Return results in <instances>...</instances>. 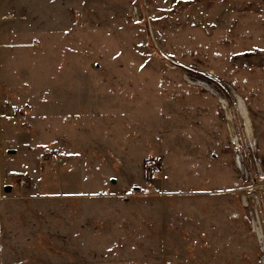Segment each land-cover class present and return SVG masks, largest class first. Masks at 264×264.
I'll return each mask as SVG.
<instances>
[{
	"label": "rangeland",
	"instance_id": "1",
	"mask_svg": "<svg viewBox=\"0 0 264 264\" xmlns=\"http://www.w3.org/2000/svg\"><path fill=\"white\" fill-rule=\"evenodd\" d=\"M0 264H264V0H0Z\"/></svg>",
	"mask_w": 264,
	"mask_h": 264
},
{
	"label": "bare ground",
	"instance_id": "2",
	"mask_svg": "<svg viewBox=\"0 0 264 264\" xmlns=\"http://www.w3.org/2000/svg\"><path fill=\"white\" fill-rule=\"evenodd\" d=\"M229 92L233 96V98L235 100L236 109L239 111V113L241 115L240 117L244 121L245 135H246V137L248 139V146H249V148L251 150V153L252 152L255 153V146H254L255 144H254V138H253V128H252V123H251L250 117L248 115V111H247L246 105L244 104L242 99H240L239 97H234V93H233V91L230 88H229ZM216 96L220 99V102L223 105V107L227 108V103L224 100H222V98H220L219 95H216Z\"/></svg>",
	"mask_w": 264,
	"mask_h": 264
},
{
	"label": "built area",
	"instance_id": "3",
	"mask_svg": "<svg viewBox=\"0 0 264 264\" xmlns=\"http://www.w3.org/2000/svg\"><path fill=\"white\" fill-rule=\"evenodd\" d=\"M162 175V169L158 166H152L149 169V177L151 181H156L160 179Z\"/></svg>",
	"mask_w": 264,
	"mask_h": 264
}]
</instances>
